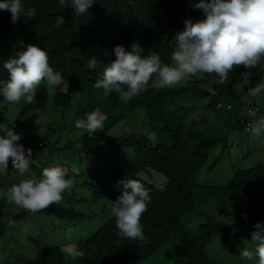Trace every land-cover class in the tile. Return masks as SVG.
Segmentation results:
<instances>
[{"label": "trees", "instance_id": "1", "mask_svg": "<svg viewBox=\"0 0 264 264\" xmlns=\"http://www.w3.org/2000/svg\"><path fill=\"white\" fill-rule=\"evenodd\" d=\"M195 2L198 0H94L87 12L77 15L70 6V0L66 6H60L58 0H22L25 8L34 7L36 14L21 17L16 23L11 22L10 11L0 10V82L9 78L3 62L17 56L27 45H36L48 53L49 65L68 84L67 93L59 88L63 85L54 90V103L66 108L71 102V90L74 89L78 95L73 111L62 113V116H71L72 128L75 127L76 118L83 119L85 115L87 118V114L94 112L96 106L101 108L97 113L104 118L103 131L92 135L83 131L78 136L79 150L83 154L102 153L105 156L101 177L92 173L82 181L73 183L71 190L63 193L61 203L50 205L35 214H49L70 221L81 220L85 217L84 212L65 206L62 202L72 203L77 187L92 185H97L99 189L93 191L94 202L104 200L100 210L111 212V204L122 195L120 181L123 179L138 180L151 197L147 210L140 218L143 240L132 241L119 236L115 217L111 213L92 234L75 241L73 246L84 252L83 257L72 258L76 264L148 263L157 257L171 235H176V247L174 257L168 264H243L241 260L227 257L230 254L229 246L239 241L237 251L245 247L255 250L251 233L256 230L254 225L257 222L264 223V216L254 214L247 207L238 208L234 202L227 207L224 202L232 201L233 191L240 195H251L263 190L264 164L256 163L249 168L236 169L226 185H198L195 175L207 162L210 150L224 144L226 134L209 136L196 125L204 117L200 115L197 120H192V117L196 111L214 113L224 110L231 112L225 118L228 131L245 130L250 124L246 109L249 104L236 93L231 79L241 72H247L249 79L243 88L248 93L250 88L261 82L264 58L255 68H234L229 73L228 84H217L214 82L217 79L215 74H204L200 79L187 80L179 86L156 89L152 87L156 77L153 75L147 90L131 99H125L115 91L106 95L103 88L94 87L95 82L103 78L104 68L116 59L114 48L117 45L130 50L134 42L138 43L143 47L142 56L155 53L162 63L171 64L176 36L185 30V20L195 23L204 18L202 10L191 6ZM61 16L64 23L57 27L55 21ZM93 58L97 60L96 69L88 67ZM121 87L127 91L126 85ZM47 101L48 90L41 83L36 90L34 103L28 104L21 99L16 115L17 124L13 128L34 120L36 115L30 112L45 107ZM258 111L264 114V107H259ZM139 113L143 116L142 123L146 121L149 130L154 131L153 139L134 132L121 136L108 133L111 126L127 116H136L139 122ZM215 117L213 120H218ZM22 118L23 121H20ZM0 121H4L1 115ZM69 127V124H58L54 128L58 131L65 129L67 133ZM25 132L29 133V130ZM38 142L40 144L36 146L46 148L49 156L64 154V149L71 151L72 147L71 139L61 141L59 135L52 136L46 144ZM218 159L219 156L213 157L208 169H212ZM8 165L9 171L13 167L11 158ZM150 170L165 176L162 188L145 179V172ZM68 177L65 176L66 179ZM8 186L4 188L5 191ZM195 195L202 201H212L207 204L213 211L222 208L228 215H239L244 231L232 232L223 221L212 216L191 225L188 221L193 219L191 212L195 208ZM27 212L24 209L14 213L3 212L0 205V237L9 225L8 221L16 222ZM214 237L218 242L216 244L226 246L223 252L209 246ZM218 253L223 257H218ZM28 264L67 263L59 245H46L37 250Z\"/></svg>", "mask_w": 264, "mask_h": 264}, {"label": "clouds", "instance_id": "2", "mask_svg": "<svg viewBox=\"0 0 264 264\" xmlns=\"http://www.w3.org/2000/svg\"><path fill=\"white\" fill-rule=\"evenodd\" d=\"M94 0H70V6L77 15L88 11ZM60 6H66L68 0H58ZM203 11L204 18L193 23L185 20V30L176 36V47L171 53V64L162 63L158 54L142 56L143 47L133 43L130 50L123 45L114 48L116 59L103 70V78L98 79L94 87L103 88L105 94L113 91L125 99H131L147 90L153 75L157 77L152 87L156 89L175 87L187 79L204 74H215L217 84H228L229 73L238 66L252 69L264 58V0H198L191 5ZM0 10L11 12V22L21 17H33L36 9L25 8L22 0H0ZM59 27L64 17L55 21ZM97 60L89 61L88 67L96 69ZM3 68L9 78L0 82V94L8 103L35 102L38 86L45 82L48 91L55 94L58 88L68 92V84L63 76L49 65L48 53L33 44L3 62ZM122 85L127 86V91ZM264 91V84H258L248 90L255 98ZM250 124L245 128L254 138L264 135V116L255 119L256 111L248 109ZM103 117L97 112L87 114L86 120L77 119L75 126L89 135L103 131ZM0 173H7L8 161L22 176L28 171L32 150L25 149L17 141L20 135L13 130L0 129ZM38 143V142H37ZM36 143V144H37ZM73 172L79 173L75 166ZM65 171L59 166L45 167L42 179L26 178L13 184L7 191H0V198L15 204L18 208L33 214L59 204L63 193L70 191L74 180L65 178ZM122 195L111 204V213L115 217L117 234L132 241L143 240L144 233L140 224L142 214L147 210L151 197L143 185L135 179L121 180ZM9 224L12 221H8ZM251 240L255 250L245 247L240 251L242 260L251 264H264V223L257 222ZM74 229L69 228L66 236L71 239ZM64 252L73 259L83 257L84 252L75 246H67Z\"/></svg>", "mask_w": 264, "mask_h": 264}, {"label": "rangeland", "instance_id": "3", "mask_svg": "<svg viewBox=\"0 0 264 264\" xmlns=\"http://www.w3.org/2000/svg\"><path fill=\"white\" fill-rule=\"evenodd\" d=\"M201 77L202 76L198 74L187 80L200 79ZM156 79L157 77H155L153 84ZM248 79V73L241 72L237 74L235 78L231 79V84L239 97L249 104L246 109L256 111V117H253V122L255 119L264 116L262 112L258 111L259 107H264V91L259 93L255 98L248 95L243 88V85L248 83ZM42 83L46 85L45 82ZM260 84H264V73ZM70 95L71 102L68 107L64 108V106L54 103L53 94L48 91V101L45 107L31 111L30 113L35 114L36 118L30 122L21 123L17 129H14L13 126L17 124L16 115L20 109V102L10 104L5 101L2 95L0 99V115L4 117V121H0V129L13 130L20 135L21 139L17 141V143L24 146L26 155L29 148L32 150V154L28 171L23 176L13 167L7 171V173H0V191H5L4 188L10 183V186L7 188L8 190L13 184L18 183L22 179H42L41 169L43 170L45 167H61L65 171V176H69L67 179L72 178L74 183L82 181L92 173L97 174L98 178L101 177V172L106 160L105 156L102 153L93 155L83 154L79 150L80 144L78 136L84 130L77 129L75 125V127L72 128L71 123L73 121L70 120V115L62 116L64 112L70 113L73 111V106L78 101V95L74 89L71 90ZM100 110L101 108H99V106L93 108L95 112ZM230 113L231 112H225L224 110L214 113L207 110L202 113L196 111L194 118L192 117V120H197L200 115L204 117L201 121L196 122V125L207 135L226 134L224 144L215 146L210 150L207 162L195 175V181L198 185H226L229 183L232 173L236 169L249 168L256 163L264 164V135L254 138L250 131L246 132L244 129H233L228 131L225 118L230 116ZM221 115H223L224 118H222ZM139 116V122L136 116H127L123 121H119L113 127L111 126V128L108 129V133L110 135L121 136L128 132H134L147 135L149 140L153 139L155 137L154 131L149 130L146 121L142 123V113H139ZM214 116H216L215 118H218V120L216 119L214 121ZM77 119L78 118H76V120ZM83 119H86V115ZM20 121H23V118ZM58 124H69L70 130L67 133L65 129L58 131L57 128H54ZM26 129L29 130V133L25 132ZM0 135H5V133L0 131ZM58 135L61 141L67 138L72 140L71 151L64 149V154L59 153L54 156H49L46 148L36 146L38 141L46 144L52 136L56 137ZM123 149L124 147H122L121 150ZM126 149L130 151L129 147H126ZM216 156H219L216 165L212 169H208V164L212 158ZM74 166L79 169L78 174L72 171ZM145 173H147L144 175L148 182L154 184L158 188L163 187L166 178L161 172L150 170ZM98 190L97 185L77 187L74 193V198L76 200L73 199L72 203L62 202L65 206H72L75 210L84 212L85 217L81 220L70 221L49 214H32L28 211L23 218L9 224L0 237V264H28V261L35 256L37 250L43 246L59 245L63 250L67 246H73L77 239L92 234L111 215V212L100 210L102 209L104 200L94 202L93 191L97 192ZM233 193L232 201L229 203L224 202L227 207H231L230 204L234 202L238 208L247 207L254 214L261 217L264 216L262 215V211L264 210V189L251 195H240L235 191H233ZM201 199L202 198L195 195V208L191 212L193 219L192 221H188L191 225H195L198 220H203L207 216H212L223 221L232 232L244 231L242 219L239 215H228L222 208L213 211L207 204L212 201L206 202ZM0 205L2 206L3 212L14 213L22 210L15 204L7 202L5 198H0ZM209 212L210 214H208ZM69 228L74 229L71 234V239L66 236V232ZM175 243L176 235H171L167 242L160 248L157 257L152 259L151 262L142 264L170 263L175 253ZM216 243L218 242H216L214 237L209 246L223 252L226 246H221ZM238 244L239 241L229 246L230 254H227V257L230 260H241L243 264H250L251 262L239 258L240 251H237ZM210 252L214 253L212 250H210ZM64 256L67 264H76L72 257L65 252ZM218 257H223V255L218 253Z\"/></svg>", "mask_w": 264, "mask_h": 264}, {"label": "built area", "instance_id": "4", "mask_svg": "<svg viewBox=\"0 0 264 264\" xmlns=\"http://www.w3.org/2000/svg\"><path fill=\"white\" fill-rule=\"evenodd\" d=\"M248 130V128H246ZM38 145L40 144L39 142L37 143Z\"/></svg>", "mask_w": 264, "mask_h": 264}]
</instances>
